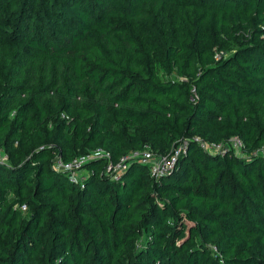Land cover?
<instances>
[{
    "label": "trees",
    "instance_id": "obj_1",
    "mask_svg": "<svg viewBox=\"0 0 264 264\" xmlns=\"http://www.w3.org/2000/svg\"><path fill=\"white\" fill-rule=\"evenodd\" d=\"M261 149L264 0H0V264H264Z\"/></svg>",
    "mask_w": 264,
    "mask_h": 264
},
{
    "label": "built area",
    "instance_id": "obj_2",
    "mask_svg": "<svg viewBox=\"0 0 264 264\" xmlns=\"http://www.w3.org/2000/svg\"><path fill=\"white\" fill-rule=\"evenodd\" d=\"M194 142H198L203 150L210 154L223 153L225 147L215 144H208L203 142L202 140L195 138ZM232 146L234 149L239 150L241 148V144L238 140H232ZM184 153V146L179 147L172 155L167 157H160L159 159L154 160L150 152H135L129 156L122 158L117 164L113 165L111 163L105 168L106 174H108L111 178L117 179L119 174L126 169L127 162L131 160L139 159L143 164L150 166V173L154 179H158L159 177L169 173L180 154ZM259 156L264 158V149H261L258 153ZM101 158H109V155L102 150H95L90 154L85 156L78 157L71 162H64L60 158L56 159L54 162L53 168L56 172L66 174L68 180L73 183H78L84 181L86 177V172L84 170L85 164L92 160L101 159ZM8 162L7 156L0 150V164H5ZM26 210L25 206L21 207V211L24 212Z\"/></svg>",
    "mask_w": 264,
    "mask_h": 264
},
{
    "label": "rangeland",
    "instance_id": "obj_3",
    "mask_svg": "<svg viewBox=\"0 0 264 264\" xmlns=\"http://www.w3.org/2000/svg\"><path fill=\"white\" fill-rule=\"evenodd\" d=\"M232 143H233V141H232Z\"/></svg>",
    "mask_w": 264,
    "mask_h": 264
}]
</instances>
